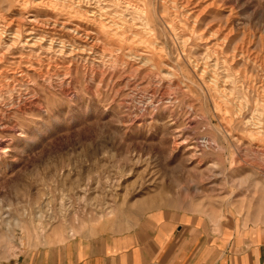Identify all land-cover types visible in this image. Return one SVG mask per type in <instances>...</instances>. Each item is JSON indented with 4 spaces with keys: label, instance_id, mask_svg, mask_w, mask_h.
I'll use <instances>...</instances> for the list:
<instances>
[{
    "label": "rangeland",
    "instance_id": "1",
    "mask_svg": "<svg viewBox=\"0 0 264 264\" xmlns=\"http://www.w3.org/2000/svg\"><path fill=\"white\" fill-rule=\"evenodd\" d=\"M0 34V257L264 218V0H0Z\"/></svg>",
    "mask_w": 264,
    "mask_h": 264
},
{
    "label": "crops",
    "instance_id": "2",
    "mask_svg": "<svg viewBox=\"0 0 264 264\" xmlns=\"http://www.w3.org/2000/svg\"><path fill=\"white\" fill-rule=\"evenodd\" d=\"M232 215L214 226L199 213L153 208L0 264H264V218L244 224Z\"/></svg>",
    "mask_w": 264,
    "mask_h": 264
},
{
    "label": "bare ground",
    "instance_id": "3",
    "mask_svg": "<svg viewBox=\"0 0 264 264\" xmlns=\"http://www.w3.org/2000/svg\"><path fill=\"white\" fill-rule=\"evenodd\" d=\"M96 2V1H95ZM127 4V3H126ZM181 9V8H180ZM144 12V11H143ZM130 14V13H129ZM132 20V19H131ZM99 21V20H98ZM132 23V22H131ZM6 26V25H5ZM15 27V26H14ZM14 29V28H13ZM8 31H10V30H8ZM19 30L17 31V34H16V36H17V40L18 39H20L19 38ZM3 34H0V46L3 44V36H2ZM30 35V34H29ZM14 36V35H13ZM11 41V40H10ZM31 44V43H30ZM36 44V43H35ZM3 46V45H2ZM9 47L7 48V49H11L12 47L11 46H13V44L10 46V45H8ZM5 47V46H4ZM92 47V46H91ZM8 50V51H9ZM9 52H5L4 54H2L1 56H0V62L2 61V59H4V57L8 54ZM213 53V52H212ZM216 61V60H215Z\"/></svg>",
    "mask_w": 264,
    "mask_h": 264
}]
</instances>
